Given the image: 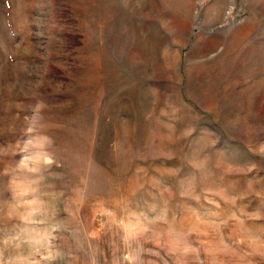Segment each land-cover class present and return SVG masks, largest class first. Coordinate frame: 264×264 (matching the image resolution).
<instances>
[{
    "label": "rangeland",
    "instance_id": "obj_1",
    "mask_svg": "<svg viewBox=\"0 0 264 264\" xmlns=\"http://www.w3.org/2000/svg\"><path fill=\"white\" fill-rule=\"evenodd\" d=\"M0 264H264V0H0Z\"/></svg>",
    "mask_w": 264,
    "mask_h": 264
}]
</instances>
